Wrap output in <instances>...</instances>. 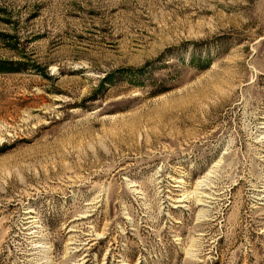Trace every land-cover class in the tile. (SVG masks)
I'll return each instance as SVG.
<instances>
[{
	"label": "rangeland",
	"instance_id": "obj_1",
	"mask_svg": "<svg viewBox=\"0 0 264 264\" xmlns=\"http://www.w3.org/2000/svg\"><path fill=\"white\" fill-rule=\"evenodd\" d=\"M0 264H264V0H0Z\"/></svg>",
	"mask_w": 264,
	"mask_h": 264
}]
</instances>
